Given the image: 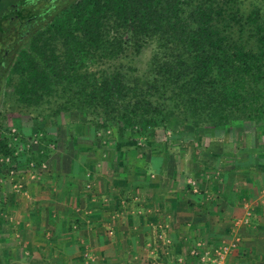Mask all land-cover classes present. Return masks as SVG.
Wrapping results in <instances>:
<instances>
[{
    "label": "trees",
    "instance_id": "obj_1",
    "mask_svg": "<svg viewBox=\"0 0 264 264\" xmlns=\"http://www.w3.org/2000/svg\"><path fill=\"white\" fill-rule=\"evenodd\" d=\"M58 1L41 0L26 36L3 24L6 110L37 122L75 113L123 137L149 138L172 121H264V0ZM7 141L0 122L1 153L10 152ZM9 261L0 246V264Z\"/></svg>",
    "mask_w": 264,
    "mask_h": 264
},
{
    "label": "rangeland",
    "instance_id": "obj_2",
    "mask_svg": "<svg viewBox=\"0 0 264 264\" xmlns=\"http://www.w3.org/2000/svg\"><path fill=\"white\" fill-rule=\"evenodd\" d=\"M151 53V48L146 49L139 59L140 65L147 64ZM6 109L7 106L1 102L0 112L4 116L0 122L10 151H0V224H3V227L0 226V246L6 260H10L5 264H65L56 259L60 257H54V260L46 255L53 238L51 233L47 236L50 226L45 231L47 239L44 238L48 241L42 250L45 254L40 256L38 253L42 251L32 250L30 242L18 231L16 220L22 217L17 218L15 213L23 208L28 220L32 218L30 222H33L36 218L30 214L37 211L33 208V198L36 197L37 205L40 200L43 201L44 204H40L44 206H39L44 208V216L49 212L46 204L52 200L61 201L59 196L63 189L66 192V188L74 194H85L91 190L89 192L96 197V205L103 203L109 208L108 219L111 217L109 212L114 213L116 209L114 215L123 220L127 216L128 205L137 204L141 206L140 211L146 213L145 206L157 208L159 202L165 203L161 212L167 213L166 218L175 221L186 216L179 223L192 234L197 230L191 224L194 218L209 215L216 220L223 201L226 206L239 205L244 213L246 206L251 208L248 223L242 221L245 214L235 217L236 225L243 226L242 232L250 230L255 233L253 222L264 217V121L238 120L224 127L202 125L197 128L172 121L169 130L157 128L149 138L139 133L123 137L115 126L96 130L75 113L42 116L38 122L44 123H38L30 115ZM40 125L44 129H40ZM7 158L11 165L6 163ZM126 164L128 167H125ZM12 168L18 173L19 183L23 186L19 193L12 186L9 171ZM49 184H52V189L57 186L55 192L48 190ZM91 200L89 203H92ZM210 202L218 208L217 212L211 209V205L209 207ZM172 203L176 204L173 208L170 206ZM3 204H6L4 208ZM165 226L172 227L171 222L165 223ZM186 228L181 230L185 232ZM43 229H46L45 226ZM259 230L264 233L263 229ZM106 231L112 234L114 229ZM207 234L209 230L205 231V238ZM171 237L166 239L167 245L173 243ZM209 238L207 241L211 244L213 241L216 253L220 249L219 241ZM241 239L232 244H237L243 258L247 255L245 260L251 264L254 258L243 246L242 235ZM208 243L198 244L203 253L195 246L191 247L190 254L198 255L202 261V256L211 251ZM147 248L151 249L150 252L155 246L149 244ZM68 258L71 261L75 257L71 255ZM151 262L150 259L145 261L146 264ZM181 262L185 264L184 259ZM261 262L259 264H264Z\"/></svg>",
    "mask_w": 264,
    "mask_h": 264
},
{
    "label": "crops",
    "instance_id": "obj_3",
    "mask_svg": "<svg viewBox=\"0 0 264 264\" xmlns=\"http://www.w3.org/2000/svg\"><path fill=\"white\" fill-rule=\"evenodd\" d=\"M69 173L72 174V172ZM51 185L49 184L48 190L55 192L57 186H53L52 189ZM89 191H86L85 194H74V191H68V188H66V192L63 189L61 191L62 195L59 196L62 198L61 201L52 200L46 204L45 208L48 207L49 212L44 216H42V209L44 208L39 206H44L43 201L40 200V203L43 204L39 203L37 205V202H35L36 197H34L33 203H35V206L33 208L37 211L33 215L30 214L31 217L36 218L33 222H30L31 217V220H28V215L22 211L23 208L15 213L17 218L22 217L16 220V227L24 239L30 242L29 247L32 250H38V252L44 250V245L48 242L46 240L47 232V236L51 233L53 238L49 242L51 246L46 251V255L54 260V257H60L56 259H61L62 263L65 264L66 262H69V264H146L145 261L148 259L152 261V264H183L182 259H184L185 264H204L198 255L193 256L190 254V249L196 246L197 250L203 253L198 248V244L208 243L207 238L210 236L212 240L219 241L218 245L220 247L228 248L229 253L225 264H249L245 260L247 255L243 258L244 255L241 254V249L237 247V244L236 246L232 244L236 240H242V235L243 246L250 251L251 256L254 258L251 264H259L260 260L264 262V233L259 230H264V217L260 218L262 221L253 222L252 228H255V233H251L250 230L242 232L243 226H237L238 222H235V219L237 216L238 218L242 217L245 213L237 204L226 206L223 201L220 206L219 217H216V220L211 219L209 215L203 218H194L191 224L196 226L197 230L192 234L185 225L179 223L186 216L184 218L179 217L175 221L166 218L167 213L161 212L165 208V203L163 205L161 202L157 204V208L145 206V208L147 207L146 213H142L139 209L141 206L137 204L132 207L128 205L129 210L126 211L127 216L123 220L117 218L119 215H114L116 211L114 209V213L113 211L112 213L109 212L111 217L108 219L106 215H108L109 208L103 203H99L97 206L95 203L97 201L96 197ZM69 198H71V202H69ZM89 199H92V203H89ZM85 201H87V205H85ZM210 205L211 209L218 211L214 203L212 206L210 202L209 207ZM170 206L173 208L176 204L172 203ZM176 212L181 213L179 210ZM50 213L54 215L51 216ZM112 215L114 216L112 217ZM167 222H171L172 227L165 226V223L168 224ZM44 226L45 230L43 229ZM109 228L114 229L112 234L106 231ZM181 228H186L185 232ZM206 230H209L207 238H205ZM170 236H172L173 243L167 245L166 239ZM149 244H152V247L155 246V249L152 248L153 251H150L151 254L149 252L151 247L147 248ZM207 245L211 250L210 252H212V258H214L216 254L213 241L212 244L210 242ZM155 250H157L156 253ZM38 254L43 256L45 252L42 251ZM71 255L75 257L73 260L66 259ZM185 257H187V261Z\"/></svg>",
    "mask_w": 264,
    "mask_h": 264
},
{
    "label": "flooded vegetation",
    "instance_id": "obj_4",
    "mask_svg": "<svg viewBox=\"0 0 264 264\" xmlns=\"http://www.w3.org/2000/svg\"><path fill=\"white\" fill-rule=\"evenodd\" d=\"M52 5H58V0H49ZM41 0H0V31L5 24L8 23L9 26L13 27L14 30L21 34L22 32L26 36L30 31L34 30L37 26L36 19L38 11H43V6L40 3ZM45 5H47L45 3ZM12 45L9 42V45ZM1 48L8 49V41H0Z\"/></svg>",
    "mask_w": 264,
    "mask_h": 264
},
{
    "label": "built area",
    "instance_id": "obj_5",
    "mask_svg": "<svg viewBox=\"0 0 264 264\" xmlns=\"http://www.w3.org/2000/svg\"><path fill=\"white\" fill-rule=\"evenodd\" d=\"M6 163L11 165L10 163V159L7 158ZM10 175H11V179H12V186L14 188V191L19 193L22 189V184L19 183V177H18V173L15 171V169H10ZM32 177H35V175H32ZM88 187H91V184H88ZM250 207L246 206V211H245V215L242 221H244L245 223H248L250 221L251 218V214L252 212L250 211ZM197 253V252H196ZM229 253L228 248L226 247H220V249L216 250V255L214 258H212L211 253L207 252V255H203L202 256V261L205 264H222L224 261H226V257ZM213 259V260H212Z\"/></svg>",
    "mask_w": 264,
    "mask_h": 264
}]
</instances>
